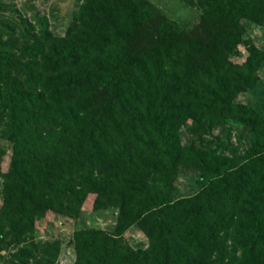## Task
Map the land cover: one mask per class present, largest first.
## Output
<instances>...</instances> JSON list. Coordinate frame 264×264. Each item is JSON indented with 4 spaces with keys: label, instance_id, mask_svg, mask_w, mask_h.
I'll return each instance as SVG.
<instances>
[{
    "label": "trees",
    "instance_id": "obj_1",
    "mask_svg": "<svg viewBox=\"0 0 264 264\" xmlns=\"http://www.w3.org/2000/svg\"><path fill=\"white\" fill-rule=\"evenodd\" d=\"M195 1L199 22L185 31L147 0H78L61 35L37 16L8 39L16 50L0 47L11 144L0 243L22 242L21 264L36 251L52 264L53 245L23 236L47 211L76 215L89 192L94 209L117 206L116 223L75 230L73 264H264V105L235 101L264 58L242 37L264 21V0ZM240 42L247 55L232 62ZM225 116L251 134L239 156L201 138ZM181 128L199 144H183ZM183 167L198 175L177 195ZM134 223L144 247L123 241Z\"/></svg>",
    "mask_w": 264,
    "mask_h": 264
},
{
    "label": "rangeland",
    "instance_id": "obj_2",
    "mask_svg": "<svg viewBox=\"0 0 264 264\" xmlns=\"http://www.w3.org/2000/svg\"><path fill=\"white\" fill-rule=\"evenodd\" d=\"M78 0H0L6 6L0 11V47L16 50L19 41H10L18 37V31L25 32L28 25H33L37 16L45 17L48 29L53 35H61L70 23L72 11ZM164 16L175 21L185 31L192 30L198 24L200 7L196 1L191 3L185 0H147ZM251 44L264 51V21L258 25L245 24L243 36ZM3 42L13 44L6 47ZM13 42V43H11ZM236 52V53H234ZM239 52L240 54H237ZM247 55V47L238 43L235 51L229 55L232 62H242ZM258 100L264 105V58L256 69V81L254 88L247 92L239 93L235 101L245 104H254ZM179 136L183 144L197 145L200 139L186 128L179 129ZM204 141H208L212 148L228 156H239L247 147L251 138L250 132L241 127L235 119L229 116L222 117L213 123L207 133L201 135ZM10 142L0 134V173L8 167L10 159ZM198 175L196 170L180 168L177 179L174 182L177 195L191 194L195 189L194 178ZM3 179L0 176V205L2 200ZM95 195L86 193L80 203L76 215H68L47 211L44 216L35 218L32 230L26 233L22 239L25 241L48 243L53 245L56 253L52 264H73L75 249L72 234L77 229L97 228L111 232L116 223L117 206L108 205L102 209L92 207ZM123 241L131 246L146 245V239L137 224L130 225L122 233ZM228 243V241H227ZM22 242L16 243L10 237L0 243V264H21L17 258ZM31 253V252H30ZM33 254V253H32ZM45 259L40 258L38 251L34 255L24 258V264H44Z\"/></svg>",
    "mask_w": 264,
    "mask_h": 264
}]
</instances>
